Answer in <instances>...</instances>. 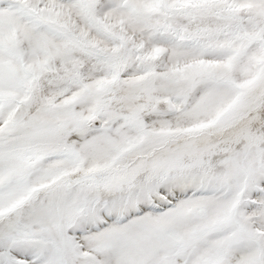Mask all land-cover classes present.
I'll use <instances>...</instances> for the list:
<instances>
[{
  "label": "snow or ice",
  "instance_id": "6c2138e0",
  "mask_svg": "<svg viewBox=\"0 0 264 264\" xmlns=\"http://www.w3.org/2000/svg\"><path fill=\"white\" fill-rule=\"evenodd\" d=\"M0 264H264V0H0Z\"/></svg>",
  "mask_w": 264,
  "mask_h": 264
}]
</instances>
